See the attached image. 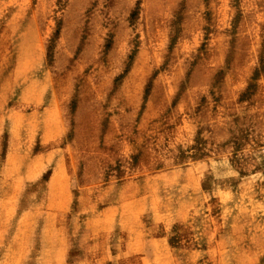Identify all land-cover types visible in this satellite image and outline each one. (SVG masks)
<instances>
[{
    "label": "rangeland",
    "instance_id": "rangeland-1",
    "mask_svg": "<svg viewBox=\"0 0 264 264\" xmlns=\"http://www.w3.org/2000/svg\"><path fill=\"white\" fill-rule=\"evenodd\" d=\"M0 264H264V0H0Z\"/></svg>",
    "mask_w": 264,
    "mask_h": 264
}]
</instances>
